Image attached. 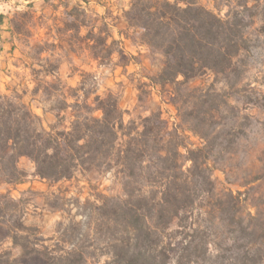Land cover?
<instances>
[{
	"label": "rangeland",
	"instance_id": "obj_1",
	"mask_svg": "<svg viewBox=\"0 0 264 264\" xmlns=\"http://www.w3.org/2000/svg\"><path fill=\"white\" fill-rule=\"evenodd\" d=\"M187 2L220 18L241 11L247 48L233 60L234 70L227 75L208 73L191 81L189 90L182 89L178 107L173 105L172 84L162 88L150 83L162 70L164 57L141 42L140 31L128 26L125 13L130 0H0L4 16L0 93L9 95L14 90L21 95L46 130L56 122L50 110L64 98L72 103V90L82 82L85 92L114 94L124 113L123 123L134 121L137 130L142 119L159 113L168 130L176 129L193 149L205 144L191 131L195 128L219 152L209 162L215 194L211 199L200 195L190 227H179L174 220L162 233L163 240L145 251L159 264H245V247L260 233L249 239L243 227L247 222L260 226L264 220V0H179V6ZM76 7L86 11L88 27L65 32L64 22L73 21L68 15ZM24 13L31 17L28 22ZM11 20L25 22L20 34L11 32ZM104 25L107 33L101 35L106 36L101 55L105 57L95 59L91 47L97 42L88 33L96 35ZM68 45L74 54L66 51ZM42 48L46 51L41 53ZM45 60L57 63L54 75L38 72ZM95 95L90 94L89 100ZM180 152L185 154L182 148ZM17 167L25 173L23 181L5 184L0 179L3 264H45L46 259L72 251L78 252L77 257L71 255L75 260L110 264L122 245L127 248L128 235L115 212L109 210L102 217L98 210L105 199L122 195L114 171H78L70 179L50 183L34 176V165L25 157ZM189 167L186 162L181 171ZM230 193L241 194L236 206L224 213L225 218L227 214L234 217L237 224L233 225L217 222L219 215L209 210L213 203H230ZM255 215L257 220L250 221L249 216ZM104 219L116 220V225L100 228ZM134 249L130 245L129 250Z\"/></svg>",
	"mask_w": 264,
	"mask_h": 264
},
{
	"label": "trees",
	"instance_id": "obj_2",
	"mask_svg": "<svg viewBox=\"0 0 264 264\" xmlns=\"http://www.w3.org/2000/svg\"><path fill=\"white\" fill-rule=\"evenodd\" d=\"M79 8L68 15L74 18L64 22L65 32L88 27L86 11ZM23 18L27 22L31 19L28 13H24ZM3 19L0 15V26ZM125 19L130 28L141 32L143 44L164 57L162 70L150 83L162 88L172 84V101L177 107L180 97L184 96L182 89L189 90L187 85L191 81L208 73L227 75L234 70L233 60L247 48L239 10L227 12L225 18H220L195 3L187 2L180 7L179 0L173 3L130 0ZM24 25L25 22L11 20V32L20 34ZM103 33H107L106 25L96 35L92 31L88 33L97 42L91 47L95 59L105 57L102 56L106 40V36H101ZM44 51L40 49L41 53ZM110 54L111 51L106 52L107 56ZM57 67V63L53 65L45 60L38 72L54 75ZM90 94L95 95L84 91L83 82L72 90V103L64 98L60 106L50 110L55 112L56 122L46 130L21 95L14 90L9 95L0 93V179L5 184L23 181L25 173L17 167L22 157L33 163L35 177L50 183L70 179L78 171H114L122 195L112 201L105 199L98 210L102 217L109 210L115 212L121 223L118 224L128 235V246L123 248L122 245L110 264H159L145 250L163 240L162 233L174 220L179 227H190L188 223L200 195L208 194L213 198L215 187L209 162H214L219 152L214 151L206 136L198 134L195 128L191 131L205 144L188 148L176 129L168 130L159 113L142 119L141 130H137L134 121L123 123L124 113L114 94L95 95L91 101ZM206 102L205 98L203 103ZM181 148L185 154L180 152ZM186 162H190V167L183 172L181 168ZM240 195L234 197L230 193V203L224 205L209 204L210 212L219 215L217 222L237 224L233 216L227 214L225 218L224 213L236 206ZM249 217L250 221L257 220L256 215ZM116 222L104 219L99 227L109 229L110 223L116 225ZM243 232L249 239L260 233L245 247V264H264V220L260 226L247 222ZM130 245L137 249L129 250ZM189 245L190 242L186 244ZM71 255L77 257L78 252L46 259L45 264H87ZM0 264H3L1 255Z\"/></svg>",
	"mask_w": 264,
	"mask_h": 264
},
{
	"label": "crops",
	"instance_id": "obj_3",
	"mask_svg": "<svg viewBox=\"0 0 264 264\" xmlns=\"http://www.w3.org/2000/svg\"><path fill=\"white\" fill-rule=\"evenodd\" d=\"M65 49H66L67 52H69L71 54H74L73 51H72L73 47L71 45H68Z\"/></svg>",
	"mask_w": 264,
	"mask_h": 264
}]
</instances>
